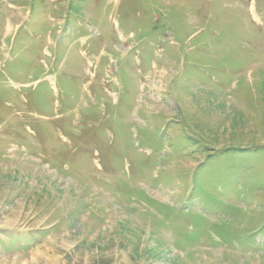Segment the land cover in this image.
<instances>
[{"label": "rangeland", "instance_id": "1", "mask_svg": "<svg viewBox=\"0 0 264 264\" xmlns=\"http://www.w3.org/2000/svg\"><path fill=\"white\" fill-rule=\"evenodd\" d=\"M0 264H264V0H0Z\"/></svg>", "mask_w": 264, "mask_h": 264}]
</instances>
